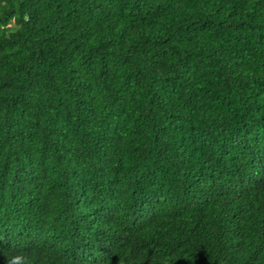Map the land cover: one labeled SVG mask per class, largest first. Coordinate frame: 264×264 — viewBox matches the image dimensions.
<instances>
[{
	"label": "trees",
	"instance_id": "trees-1",
	"mask_svg": "<svg viewBox=\"0 0 264 264\" xmlns=\"http://www.w3.org/2000/svg\"><path fill=\"white\" fill-rule=\"evenodd\" d=\"M15 255L264 264V0H0Z\"/></svg>",
	"mask_w": 264,
	"mask_h": 264
},
{
	"label": "clouds",
	"instance_id": "clouds-1",
	"mask_svg": "<svg viewBox=\"0 0 264 264\" xmlns=\"http://www.w3.org/2000/svg\"><path fill=\"white\" fill-rule=\"evenodd\" d=\"M7 264H26V258L22 255H15L12 256L11 259L7 261Z\"/></svg>",
	"mask_w": 264,
	"mask_h": 264
}]
</instances>
